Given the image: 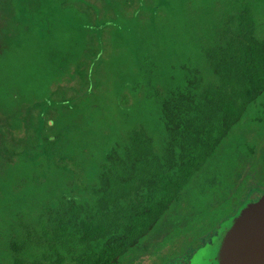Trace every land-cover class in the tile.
I'll return each instance as SVG.
<instances>
[{
	"label": "rangeland",
	"instance_id": "obj_1",
	"mask_svg": "<svg viewBox=\"0 0 264 264\" xmlns=\"http://www.w3.org/2000/svg\"><path fill=\"white\" fill-rule=\"evenodd\" d=\"M246 1L262 37L264 0ZM234 2L0 0L1 264L14 237L26 240L21 257L41 261V230L57 203L88 201L102 158L128 132L144 129L161 149L155 95L180 88L189 69L210 76L201 50ZM256 114L261 123L246 118L233 131L122 264H185L264 194V115Z\"/></svg>",
	"mask_w": 264,
	"mask_h": 264
},
{
	"label": "trees",
	"instance_id": "obj_2",
	"mask_svg": "<svg viewBox=\"0 0 264 264\" xmlns=\"http://www.w3.org/2000/svg\"><path fill=\"white\" fill-rule=\"evenodd\" d=\"M258 33L252 4L235 0L201 50L210 76L189 69L180 88L155 95L161 149L144 129L128 132L102 158L91 198L57 203L51 228L41 230L47 248L41 261L21 257L26 240L14 237L7 264H122L153 237L233 131L255 110V117L264 115V36Z\"/></svg>",
	"mask_w": 264,
	"mask_h": 264
},
{
	"label": "water",
	"instance_id": "obj_3",
	"mask_svg": "<svg viewBox=\"0 0 264 264\" xmlns=\"http://www.w3.org/2000/svg\"><path fill=\"white\" fill-rule=\"evenodd\" d=\"M206 264H264V194L230 219Z\"/></svg>",
	"mask_w": 264,
	"mask_h": 264
},
{
	"label": "flooded vegetation",
	"instance_id": "obj_4",
	"mask_svg": "<svg viewBox=\"0 0 264 264\" xmlns=\"http://www.w3.org/2000/svg\"><path fill=\"white\" fill-rule=\"evenodd\" d=\"M251 202H255V201H251ZM223 232H224V227L222 229H219L213 237H210V240L207 243L197 248L195 253L191 257H189L187 261H185L184 263L185 264H206L208 261H210L213 255V252L216 249V246ZM196 253H199V255L195 256Z\"/></svg>",
	"mask_w": 264,
	"mask_h": 264
}]
</instances>
